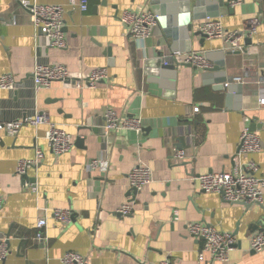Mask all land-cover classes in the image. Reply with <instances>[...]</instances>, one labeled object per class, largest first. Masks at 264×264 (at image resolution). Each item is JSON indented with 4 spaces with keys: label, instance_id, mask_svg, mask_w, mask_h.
<instances>
[{
    "label": "crops",
    "instance_id": "obj_1",
    "mask_svg": "<svg viewBox=\"0 0 264 264\" xmlns=\"http://www.w3.org/2000/svg\"><path fill=\"white\" fill-rule=\"evenodd\" d=\"M88 1L84 12L79 0H39L64 8L67 47L60 50L37 35L17 0H0V78L11 75L17 82L14 91L0 90V122L45 114L74 140L69 153L56 155L45 140L46 126H25L15 137L0 132V243L8 250L0 264H63L69 252L89 264H264V250L252 249L254 236L264 231V0H238L233 13L214 18L228 32H247L251 20H259L248 37L251 44L242 41L247 53L228 55L233 51L225 40L207 39L202 47L201 37H192L191 53L203 54L212 72L181 66L156 75L146 63L171 56L169 29L159 22L140 42L121 22L126 11L153 12L152 0ZM203 21L195 23L197 30ZM38 65L65 66L77 79L105 69L108 78L94 88L54 83L38 91L33 80ZM233 78L243 82L234 83L236 92L228 96L229 87L223 86ZM107 110L141 118L144 134H106ZM246 128L259 136L261 150L238 157ZM38 148L45 156L29 170L38 188L34 193L17 170ZM176 151H183L184 159H176ZM92 160H108L109 171H88ZM250 162L259 167L262 203L231 204L200 190V176ZM140 164L150 168L153 182L133 195L129 175ZM126 204L134 211L121 216L118 210ZM57 209L70 210V221H56ZM47 212L48 252L35 239ZM194 223L236 238L228 261L210 252L199 260L204 240L190 234ZM10 233L8 246L1 238Z\"/></svg>",
    "mask_w": 264,
    "mask_h": 264
},
{
    "label": "built area",
    "instance_id": "obj_2",
    "mask_svg": "<svg viewBox=\"0 0 264 264\" xmlns=\"http://www.w3.org/2000/svg\"><path fill=\"white\" fill-rule=\"evenodd\" d=\"M20 5L30 14V18L37 35H41L49 42L52 48L63 50L67 47L66 34L64 32V8L62 6L42 5L39 0H17ZM79 6L82 11L89 8L88 0H79ZM121 22L127 27V32L133 39L143 42L152 36L153 30L158 26V16L151 11L130 12L126 11L121 16ZM259 24L258 19H253L247 32H228L224 29L222 23L217 19L207 18L200 25V31L208 39H223L229 45L233 52L247 53V48L242 43L243 39L250 37L256 32ZM173 60L182 64L191 65L197 69L208 70L211 65L201 53L182 54L174 52L169 56ZM108 78V72L105 69L94 70L84 79L74 78L65 66H36L33 72V80L36 90L49 89L54 83L73 84L76 88L84 87L94 88L99 83ZM241 78H233L232 82L224 85L228 88L232 83H242ZM17 82L11 75H4L0 78V90L14 91ZM264 103V100H262ZM104 132L134 131L138 135L144 134L143 121L139 117L122 118L117 111L107 110L105 112ZM30 126L39 128L46 126L45 140L49 149L56 155L69 153L74 148V140L65 129L53 123L49 116L45 114H36L15 122H0V132H5L9 136H17L20 130ZM261 150L259 136L246 128L241 136V142L238 151V157L246 154L257 153ZM44 151L40 148L36 150L34 159L24 160L19 163L17 173L20 177L29 173L30 169H36L44 159ZM185 157L183 151H176L175 158L182 160ZM88 171L108 172L110 163L108 160H92L87 165ZM259 167L250 162L245 165L238 163L231 171L219 173H209L200 176L197 181L200 190L206 193H218L223 199L231 204H256L263 202V192L260 186V180L257 177ZM129 181L132 188L141 192L144 188L153 182L152 172L147 166L140 164L134 168L129 175ZM34 193L38 192L37 184H29ZM3 200L0 197V208ZM134 211L132 204L122 206L118 213L121 216H129ZM72 212L70 210L57 209L52 211V217L65 224L70 221ZM49 212L38 221V232L36 240L43 249L48 252L50 237L47 233L49 224ZM190 234L196 238H203L204 246L199 253V260H204V254L210 252L216 260L226 262L229 260L230 252L237 244L236 238L230 233H222L215 227L205 224L194 223L189 225ZM252 249L256 252L264 250V231L257 233L252 240ZM8 255L5 244L0 243V262H3ZM63 264H89L86 257L75 252H69L62 258ZM159 264H171L168 260Z\"/></svg>",
    "mask_w": 264,
    "mask_h": 264
},
{
    "label": "water",
    "instance_id": "obj_3",
    "mask_svg": "<svg viewBox=\"0 0 264 264\" xmlns=\"http://www.w3.org/2000/svg\"><path fill=\"white\" fill-rule=\"evenodd\" d=\"M237 2L238 0H201L192 4L191 0H152L151 4L153 12L158 16V21L163 27H167L169 29V38L172 39V44L168 43V47L172 50V53L177 51L191 53L192 37H201L200 45L202 47L205 46L204 43L208 39L200 30L196 29L195 23L207 18L214 19L219 18L226 13H233V9L231 7L233 3L235 4ZM240 34H243V32H240ZM246 38V44L250 45L251 39L248 37ZM232 53L240 54V52H228V55ZM219 65L220 67H224V62ZM181 66L190 67L191 65L179 63V61L173 60L169 57L164 58L163 55H159L158 58L149 60L146 63V67L148 69H152L151 74L153 75L158 73L161 74V72L163 74L171 72L170 74H172V72H178ZM216 70L218 72H223L221 68H217ZM206 71L208 73L212 72L211 69ZM232 81L233 79L228 82ZM219 83H225V80H222ZM229 92L230 94H228V96H231V93L236 92V86L234 83L229 86ZM78 143H82V139H78ZM21 178L24 185L28 182L36 184V179L30 178L29 173L23 175ZM131 192L133 195L138 193V191L134 188H132ZM11 237V233L6 234V236L1 238V240L6 239V244L10 246ZM15 238L19 237L15 236ZM200 240H203V238H200Z\"/></svg>",
    "mask_w": 264,
    "mask_h": 264
}]
</instances>
